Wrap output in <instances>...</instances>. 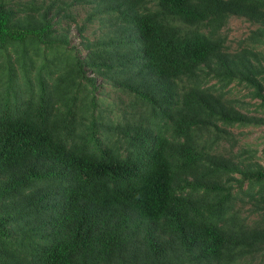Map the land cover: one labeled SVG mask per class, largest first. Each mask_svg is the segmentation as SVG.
Wrapping results in <instances>:
<instances>
[{
	"label": "trees",
	"instance_id": "obj_1",
	"mask_svg": "<svg viewBox=\"0 0 264 264\" xmlns=\"http://www.w3.org/2000/svg\"><path fill=\"white\" fill-rule=\"evenodd\" d=\"M263 45L264 0H0V264H261L264 165L220 148L264 127L226 98L264 109Z\"/></svg>",
	"mask_w": 264,
	"mask_h": 264
},
{
	"label": "rangeland",
	"instance_id": "obj_2",
	"mask_svg": "<svg viewBox=\"0 0 264 264\" xmlns=\"http://www.w3.org/2000/svg\"><path fill=\"white\" fill-rule=\"evenodd\" d=\"M149 6L153 7L154 5L150 4ZM93 8L94 5L79 6L73 8L71 11L75 16L76 21L81 25L84 23L87 14L93 11ZM103 17H99L97 19L95 18L92 22L85 24V38L93 41L102 35V32L107 25L106 22H102L104 20L107 21V18ZM255 28L256 26L242 18H230L222 30V33L227 38L226 46L228 49L230 51L237 49L239 42L245 39L251 31L255 30ZM70 39L73 46H77L79 49L81 48L80 38L77 35L74 24H71L70 27ZM259 51L264 53V45L259 47ZM226 91V98L236 101L238 103V107L241 108V111L249 113L250 115L264 117V109L258 106L259 102L257 100L251 99L249 90L244 86L232 84L228 89H226ZM101 93V98L105 99L104 105L114 103L113 107H121L128 104V97L123 93L114 91L111 87H104L101 89ZM110 109L111 108L104 111V113L109 114ZM230 131L235 136L237 145L231 151L229 145L224 143L220 148V152L226 155H236L239 159H246L253 155L254 157L252 158V161H256L260 165H264V127H236L230 129ZM236 205L237 208L242 210V214L244 216L249 215V206L242 207L240 201H237ZM257 262L264 264V256L261 259H258Z\"/></svg>",
	"mask_w": 264,
	"mask_h": 264
}]
</instances>
